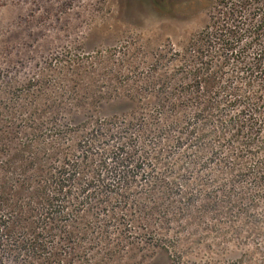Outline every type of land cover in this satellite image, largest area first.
I'll return each mask as SVG.
<instances>
[{
	"label": "trees",
	"instance_id": "1",
	"mask_svg": "<svg viewBox=\"0 0 264 264\" xmlns=\"http://www.w3.org/2000/svg\"><path fill=\"white\" fill-rule=\"evenodd\" d=\"M259 3L247 29L235 24L224 34L209 23L189 42L185 64L158 65L159 76L147 82L155 98L150 108L140 106L149 96L121 81L123 97L138 102L139 111L74 123L68 114L81 102L95 106L113 95L81 96L76 86L52 84L47 76L26 82L31 102L17 128L31 137L4 149L0 264H62L58 257L74 256L80 242L143 241L130 228L109 231L114 207L122 205L162 224L188 220L195 209L211 211L228 226L222 234L232 236L218 237L222 244L251 246L226 261L209 255L189 264H264V0ZM44 88L54 90L41 108L36 100ZM87 163L95 170L88 175ZM103 248L97 253L123 250Z\"/></svg>",
	"mask_w": 264,
	"mask_h": 264
},
{
	"label": "rangeland",
	"instance_id": "2",
	"mask_svg": "<svg viewBox=\"0 0 264 264\" xmlns=\"http://www.w3.org/2000/svg\"><path fill=\"white\" fill-rule=\"evenodd\" d=\"M259 7V0H0V182L4 149L11 148L21 138L31 137L26 129L19 133L21 128H17L30 106L31 98L23 92L30 78L52 77V84L76 86L81 96L85 92L91 95L94 90H97L95 95H113L95 106L81 102L71 111L72 115L68 114L74 123L91 115L139 111L138 102L123 97L127 87L121 81L131 83L129 91L135 95L149 96L140 106L150 108L155 98L151 96L153 87L147 82L159 76L158 65L166 68L185 64L189 42L209 23L224 34L235 24L247 29L255 23ZM247 61L254 62L250 57ZM52 90L44 88L38 92L44 98L37 97L38 106L53 94ZM90 164L83 165L87 175L95 171ZM114 208L112 215L118 216L109 223V231L125 232L130 228L143 241L137 239L131 243L122 238L106 240L95 247L90 242H80L74 256L61 254L58 261L62 259V264H189L209 255L226 261L251 248L244 242L239 245L226 240L222 244L218 237L232 236L222 234L228 226L217 221V214L211 211L199 214L195 209L188 220L162 224L139 219L142 211L130 206ZM124 212L126 219L120 217ZM259 213L263 210L259 209ZM162 232L167 236L158 234ZM104 237L127 236L123 233ZM245 237L250 236L245 233ZM205 245L210 247L209 253L205 252ZM103 247H115L123 252L114 256L98 254V250L105 251Z\"/></svg>",
	"mask_w": 264,
	"mask_h": 264
}]
</instances>
